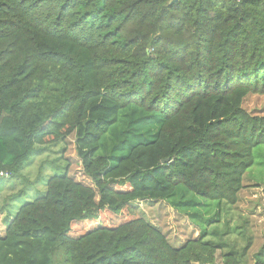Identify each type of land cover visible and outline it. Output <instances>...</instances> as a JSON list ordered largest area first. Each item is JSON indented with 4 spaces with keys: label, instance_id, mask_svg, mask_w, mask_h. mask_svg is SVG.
Wrapping results in <instances>:
<instances>
[{
    "label": "trees",
    "instance_id": "1",
    "mask_svg": "<svg viewBox=\"0 0 264 264\" xmlns=\"http://www.w3.org/2000/svg\"><path fill=\"white\" fill-rule=\"evenodd\" d=\"M170 1L0 0V264H249L226 212L198 207L236 206L264 146L242 106L264 97V0ZM71 137L93 186L55 161L28 190L32 159ZM136 201L199 237L171 247Z\"/></svg>",
    "mask_w": 264,
    "mask_h": 264
},
{
    "label": "rangeland",
    "instance_id": "2",
    "mask_svg": "<svg viewBox=\"0 0 264 264\" xmlns=\"http://www.w3.org/2000/svg\"><path fill=\"white\" fill-rule=\"evenodd\" d=\"M242 106L252 116H264V97L262 96L246 97ZM72 137L65 143L45 147V151L40 156L32 159L23 173L30 184L33 185L32 189L28 190L33 193L36 190L35 187L39 190L43 189L44 182L41 179L54 174V171L52 172L43 164L49 165L50 162L55 161L61 169L68 165V176L75 181L86 186H93L90 180L83 175L81 163L76 155L74 138ZM254 162V166L243 179L244 189L239 195L236 206L231 209L225 204L218 206L217 202L199 198L201 207H198V210L204 209V211L210 212L211 215L217 214V212H226L221 216L218 227L222 229L226 223L228 224V228L233 234L227 239L236 251H241L245 247L247 238L251 240V245L246 253L248 256L246 260L249 264L252 255L257 252L264 242V146L255 149ZM21 188L22 186L19 184L15 191H19ZM28 202H31V200L20 199L15 207L18 208ZM132 207L150 226L163 234L170 246L175 249L182 247L187 241L199 237V228L191 222L188 216L175 210L165 202L136 201L132 203ZM100 219L106 223V214H101ZM216 262L221 264L219 254Z\"/></svg>",
    "mask_w": 264,
    "mask_h": 264
},
{
    "label": "water",
    "instance_id": "3",
    "mask_svg": "<svg viewBox=\"0 0 264 264\" xmlns=\"http://www.w3.org/2000/svg\"><path fill=\"white\" fill-rule=\"evenodd\" d=\"M180 0H171L170 2H169V6H174V5H176L178 2H179ZM167 161H162V164H164V163H166Z\"/></svg>",
    "mask_w": 264,
    "mask_h": 264
}]
</instances>
